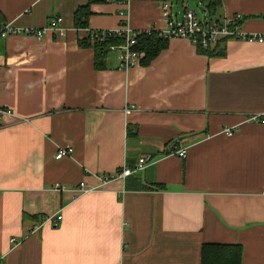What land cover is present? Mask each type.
<instances>
[{"label": "crops", "instance_id": "crops-1", "mask_svg": "<svg viewBox=\"0 0 264 264\" xmlns=\"http://www.w3.org/2000/svg\"><path fill=\"white\" fill-rule=\"evenodd\" d=\"M163 2L0 0V22L57 15L65 29L0 39V264H201L205 243L239 244L240 264H264V124L248 120L264 113V44L227 39L209 55L173 37L146 65L110 53L95 69L77 43L122 25L162 29ZM216 2L214 17L240 13L246 31H264V0ZM185 8L170 4L171 17ZM64 146L72 154L55 158ZM141 156L143 169L102 182ZM81 181L97 190L56 188Z\"/></svg>", "mask_w": 264, "mask_h": 264}, {"label": "built area", "instance_id": "built-area-1", "mask_svg": "<svg viewBox=\"0 0 264 264\" xmlns=\"http://www.w3.org/2000/svg\"><path fill=\"white\" fill-rule=\"evenodd\" d=\"M111 2L129 1V0H107ZM161 17L164 24V28H153L161 36L166 38H184L190 41L195 47L199 48H211L220 39H236L247 42H256L264 44V31L250 32L243 28L244 17L240 13H236L228 18L219 19L206 14L205 17H198L196 12L191 9H184L180 19L171 17L170 4L163 2L161 6ZM62 21L61 16H53L47 24L41 27H26L16 26L10 23L0 22V39H4L10 35H25L32 36L36 39H41L47 31H57L60 35H64L65 29L60 27ZM116 35H124L125 39L120 44L110 46V50L117 53L119 61V67L128 68L135 64H138L143 53L131 49L135 44V36L140 31H133L126 25H122L120 29L112 31ZM94 35H100V39L104 37L105 33L109 31H93ZM92 33V34H93ZM130 108H126L125 111H129ZM249 121L264 124V113H255L248 118ZM235 129L225 127L223 133L230 135ZM73 152L72 147L64 146L59 147L55 154V158L59 159L65 156L71 155ZM179 157H185L186 150L180 149L176 151ZM150 161L149 156H141L133 167H121L113 174L102 175V182L106 183L115 177H125L132 174L135 171L143 169ZM57 190H71L74 192V197L82 195L92 190H97L87 186L83 181L79 182L76 186L68 188L65 185H56ZM47 220H51V217H47ZM56 220L61 219V215L55 217ZM11 242H15L14 238L10 239Z\"/></svg>", "mask_w": 264, "mask_h": 264}, {"label": "trees", "instance_id": "trees-1", "mask_svg": "<svg viewBox=\"0 0 264 264\" xmlns=\"http://www.w3.org/2000/svg\"><path fill=\"white\" fill-rule=\"evenodd\" d=\"M216 0H209L206 4V11L209 16L214 17V6ZM186 9V8H185ZM91 12L88 4L79 6L74 12V26L77 29H84L88 26V17ZM93 31H89L84 37H79L77 43L80 47H91L94 51L93 65L95 69H104L107 67V58L112 52L111 45L120 44L124 41V35H116L109 31L100 39V35H94ZM220 39L211 48H199V50L209 55L221 54L223 52V42ZM168 44V38L161 36L154 29L142 30L135 36V44L131 49L140 51L143 56L140 64L146 65L150 63L161 50ZM162 188V185H154ZM242 247L239 244H208L205 243L201 247V264H240Z\"/></svg>", "mask_w": 264, "mask_h": 264}, {"label": "rangeland", "instance_id": "rangeland-1", "mask_svg": "<svg viewBox=\"0 0 264 264\" xmlns=\"http://www.w3.org/2000/svg\"><path fill=\"white\" fill-rule=\"evenodd\" d=\"M171 6H173L174 10H179L181 13L183 7H187L188 9L194 10L198 17L202 18L204 15L203 9L204 5L202 0H167ZM110 56H117V53L112 51Z\"/></svg>", "mask_w": 264, "mask_h": 264}]
</instances>
